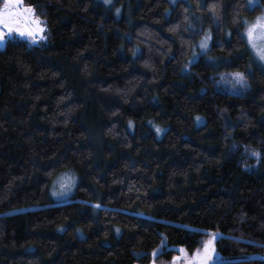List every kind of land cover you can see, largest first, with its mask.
Wrapping results in <instances>:
<instances>
[{
  "label": "trees",
  "instance_id": "obj_1",
  "mask_svg": "<svg viewBox=\"0 0 264 264\" xmlns=\"http://www.w3.org/2000/svg\"><path fill=\"white\" fill-rule=\"evenodd\" d=\"M259 1L23 0L45 38L0 48V264H174L208 231L213 264H264V67L242 33Z\"/></svg>",
  "mask_w": 264,
  "mask_h": 264
},
{
  "label": "snow or ice",
  "instance_id": "obj_2",
  "mask_svg": "<svg viewBox=\"0 0 264 264\" xmlns=\"http://www.w3.org/2000/svg\"><path fill=\"white\" fill-rule=\"evenodd\" d=\"M249 6H255L254 0H249ZM244 22L247 24L245 31L249 44L255 50L258 58L264 60V13L258 15L251 23L247 21V18H244ZM43 31L44 22L36 16L35 9L32 6L25 5L23 0H3L2 5H0V42H3L13 33L27 35L33 40L42 39L44 38ZM208 38V36L205 37L201 47H207ZM232 75L236 78V83L246 86L247 77L244 73L236 72ZM215 236V232L210 233V238L204 242L203 249L195 250L191 258L181 248L180 251L185 252L184 259L189 261V264H191V260L199 261V264H209V261H212L214 255H216L213 244ZM156 254V250H153V255ZM177 259H180V257L173 258V260ZM153 264H155V261H153Z\"/></svg>",
  "mask_w": 264,
  "mask_h": 264
},
{
  "label": "rangeland",
  "instance_id": "obj_3",
  "mask_svg": "<svg viewBox=\"0 0 264 264\" xmlns=\"http://www.w3.org/2000/svg\"><path fill=\"white\" fill-rule=\"evenodd\" d=\"M104 1L107 2V3H110L111 0H104ZM257 4L260 5V1L259 0H254V5H257ZM248 5H249V0H248ZM261 13H264V6H262L261 11L254 18L247 19V21L249 23L253 22L255 20V18L258 15H260ZM246 28H247V24L244 22L242 33H243V35H244V37H245V39H246V41H247V43L249 45V48L251 50L252 57H253V60H254L253 62L259 64L262 67H264V60H260L258 58V56L255 53V50L251 47V45L248 42L247 34H246V31H245ZM42 35L45 38L44 31H43V34ZM13 36H18V37H21V38H25V39H27V40H29L31 42H34V43H37L39 40L44 39V38H42V39L33 40L31 37H29L27 35H21L19 33H13L11 36H8V37H13ZM206 36L209 37L207 39V47H201V44L205 40V37ZM209 45H210V36L207 34L203 38H201L197 42V44L195 45V48H194V52H193V56L191 58V61L196 60L201 53L206 52L208 50V48H209ZM232 74L233 73L224 74L221 77V80L220 81L222 82V85L224 86V88L227 91H230V92H238V93H240V92L244 91L245 86H242V85L236 83V78ZM153 128L156 129L157 131L159 129L158 133L161 130V128L158 127V126H156V125H154ZM77 184H78V175H77L76 171H74L73 169H70V168L69 169L61 170L55 176V178L53 179V181L51 183L50 194H51V197H52V201L53 202H56V203H60V202H65V201L72 200L73 197H74V192H75V189H76ZM30 207H37V206H30ZM26 208H28V207L18 208V209H15L14 211H18V210H22V209H26ZM188 227L190 229H196L193 226H188ZM208 232H209V235H208V238L205 241L209 240L210 233H212V232H215L216 233V236H215V238L213 240V244H214L215 252H216V255H214V257H213V260H215L220 255V252H219V249H218V246H217V240L221 236H223L224 233L219 232V231H208ZM166 242H167L166 237H163V243H166ZM203 246H204V243L199 248H197V249H201L202 250L203 249ZM177 248L179 250V254H177L176 257H180V259H177L178 262L177 263H174V264H189V261H186L184 259L185 252H181L180 249L183 248L186 251V253L189 256V258H191L194 255L195 251L194 252H191V251H189L187 248H185L183 246H178ZM213 260L212 261H209V264H213L212 263V262H214ZM191 264H199V261L191 260Z\"/></svg>",
  "mask_w": 264,
  "mask_h": 264
},
{
  "label": "water",
  "instance_id": "obj_4",
  "mask_svg": "<svg viewBox=\"0 0 264 264\" xmlns=\"http://www.w3.org/2000/svg\"><path fill=\"white\" fill-rule=\"evenodd\" d=\"M6 40H7V38H6L3 42H0V48H1L2 46H4Z\"/></svg>",
  "mask_w": 264,
  "mask_h": 264
}]
</instances>
